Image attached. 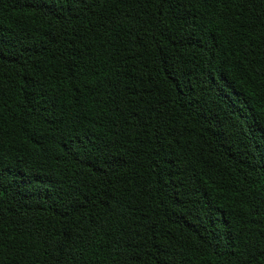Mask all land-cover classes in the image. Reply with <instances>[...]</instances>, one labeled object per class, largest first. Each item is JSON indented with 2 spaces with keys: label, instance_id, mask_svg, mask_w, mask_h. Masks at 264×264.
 Returning a JSON list of instances; mask_svg holds the SVG:
<instances>
[{
  "label": "trees",
  "instance_id": "16d2710c",
  "mask_svg": "<svg viewBox=\"0 0 264 264\" xmlns=\"http://www.w3.org/2000/svg\"><path fill=\"white\" fill-rule=\"evenodd\" d=\"M0 264H264V0H0Z\"/></svg>",
  "mask_w": 264,
  "mask_h": 264
}]
</instances>
